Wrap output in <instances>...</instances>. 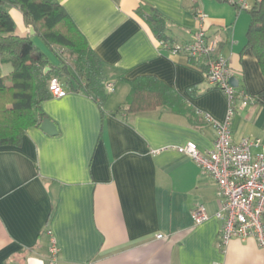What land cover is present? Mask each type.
Wrapping results in <instances>:
<instances>
[{
    "label": "crops",
    "instance_id": "obj_1",
    "mask_svg": "<svg viewBox=\"0 0 264 264\" xmlns=\"http://www.w3.org/2000/svg\"><path fill=\"white\" fill-rule=\"evenodd\" d=\"M55 1L100 58L107 99L100 106L62 86L64 96L41 104L55 134L31 127L20 146H0V264H48L52 244L56 264H264L253 238L220 245L216 183L174 148L187 141L200 152L212 148L216 130L209 119L225 118V95L207 80L203 59L159 46L137 14L158 11L180 44L198 29L193 4L205 14L201 26L217 40V54L228 58L233 87L254 99L235 110L232 139H259L251 146L256 154L264 144V77L245 46L248 11L227 0ZM5 9L15 33H29L21 12ZM11 70L0 62V79ZM147 75L182 97L191 121L163 106L113 114L130 81ZM200 204L208 218L195 224L192 212Z\"/></svg>",
    "mask_w": 264,
    "mask_h": 264
},
{
    "label": "trees",
    "instance_id": "obj_2",
    "mask_svg": "<svg viewBox=\"0 0 264 264\" xmlns=\"http://www.w3.org/2000/svg\"><path fill=\"white\" fill-rule=\"evenodd\" d=\"M7 4L21 12L24 25L32 27L33 35L15 33ZM196 10L193 4L192 11ZM137 14L159 46L171 50L180 44L167 34V20L158 11L138 9ZM248 14L245 46L255 56L264 77V0ZM35 37L56 56L58 64L49 60ZM0 62L12 66L10 74L0 79V146L18 147L29 128L40 126L45 117L41 104L51 97V78L58 79L67 90L86 93L100 106L107 99L100 58L55 0H0ZM160 106L192 120L193 114L182 97L150 75L130 81L125 103L113 114L121 110L136 114Z\"/></svg>",
    "mask_w": 264,
    "mask_h": 264
},
{
    "label": "built area",
    "instance_id": "obj_3",
    "mask_svg": "<svg viewBox=\"0 0 264 264\" xmlns=\"http://www.w3.org/2000/svg\"><path fill=\"white\" fill-rule=\"evenodd\" d=\"M261 0H227L241 10H250ZM198 29L188 43L178 44L171 53H182L193 58L203 59L206 78L213 86L219 88L227 100V113L223 120L209 119L216 130V137L211 149L200 152L193 141L176 145L174 148L190 157L202 170L215 181L219 208L215 215L221 221L219 229L220 245L223 247L231 239L246 240L253 238L264 251V144L261 151L253 154L252 145H260V140L242 138L234 141L230 122L235 110L244 107L254 99L245 89L236 90L229 79L233 70L228 58L217 54L218 42L209 38L201 22L205 14L195 11ZM111 84H106L111 89ZM51 96L62 97L66 90L56 78L48 82ZM195 224L208 218L203 204L196 206L192 212ZM161 237V235H157ZM48 264H56L58 249L51 245Z\"/></svg>",
    "mask_w": 264,
    "mask_h": 264
},
{
    "label": "water",
    "instance_id": "obj_4",
    "mask_svg": "<svg viewBox=\"0 0 264 264\" xmlns=\"http://www.w3.org/2000/svg\"><path fill=\"white\" fill-rule=\"evenodd\" d=\"M29 34L30 35H33L34 34V31H33V29H32V27H29ZM49 68L48 67H46L45 68V71H47ZM233 78L232 77H230V79H229V81H230V83H231V80H232ZM231 85L232 86H236V84L234 85L233 83H231ZM40 128L42 129V130H44L45 132H47L48 134H50V135H53V134H55L56 133V127H55V125L52 123V121L50 120V119H48L47 117H43L42 118V120H41V122H40Z\"/></svg>",
    "mask_w": 264,
    "mask_h": 264
},
{
    "label": "rangeland",
    "instance_id": "obj_5",
    "mask_svg": "<svg viewBox=\"0 0 264 264\" xmlns=\"http://www.w3.org/2000/svg\"><path fill=\"white\" fill-rule=\"evenodd\" d=\"M245 11H248V10H245Z\"/></svg>",
    "mask_w": 264,
    "mask_h": 264
}]
</instances>
